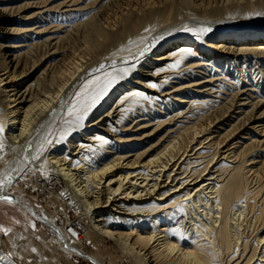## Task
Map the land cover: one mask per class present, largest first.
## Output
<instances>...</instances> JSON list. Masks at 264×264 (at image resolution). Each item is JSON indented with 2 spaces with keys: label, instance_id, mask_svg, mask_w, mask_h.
<instances>
[{
  "label": "bare ground",
  "instance_id": "obj_1",
  "mask_svg": "<svg viewBox=\"0 0 264 264\" xmlns=\"http://www.w3.org/2000/svg\"><path fill=\"white\" fill-rule=\"evenodd\" d=\"M48 1L0 0V196L98 264L12 190L134 264H264V0Z\"/></svg>",
  "mask_w": 264,
  "mask_h": 264
},
{
  "label": "rangeland",
  "instance_id": "obj_2",
  "mask_svg": "<svg viewBox=\"0 0 264 264\" xmlns=\"http://www.w3.org/2000/svg\"><path fill=\"white\" fill-rule=\"evenodd\" d=\"M59 1L49 0L48 2L54 5ZM139 78L133 80H141L144 83L150 81L147 78ZM144 92L148 91L144 90ZM243 135L242 137H245ZM51 183L55 186L52 191H49L51 186H45L43 182L37 187L24 184L12 191L22 195L37 214L54 221L59 227L63 228L76 223L81 234V243L77 244L76 239L70 236L71 244L77 245L96 259L105 264H134L130 258L117 250L112 240L92 230L90 219L83 214V211L76 212L72 209L68 213H63V211L60 213L59 209L56 210L60 205H54L57 200L54 197L60 196L61 190L66 185L63 181ZM64 200L66 201V197ZM6 201L12 202L11 199H0V238L4 242L5 252L18 264H98L91 257L68 250L60 242L57 234L42 220L30 215L20 205Z\"/></svg>",
  "mask_w": 264,
  "mask_h": 264
},
{
  "label": "snow or ice",
  "instance_id": "obj_3",
  "mask_svg": "<svg viewBox=\"0 0 264 264\" xmlns=\"http://www.w3.org/2000/svg\"><path fill=\"white\" fill-rule=\"evenodd\" d=\"M116 83V78L112 77L111 79L106 80L102 85L98 86L96 90L92 93L90 97V103H87L86 106L84 107V115H87V112L89 109H91L97 101L108 91V89ZM76 111L75 107L70 108L69 112ZM80 117H78L79 119ZM11 181H9L10 183ZM3 181H0V184H2ZM0 199L4 200H10L8 196H0Z\"/></svg>",
  "mask_w": 264,
  "mask_h": 264
},
{
  "label": "built area",
  "instance_id": "obj_4",
  "mask_svg": "<svg viewBox=\"0 0 264 264\" xmlns=\"http://www.w3.org/2000/svg\"><path fill=\"white\" fill-rule=\"evenodd\" d=\"M66 200H67L68 202H70V201H69V197H68V196L66 197Z\"/></svg>",
  "mask_w": 264,
  "mask_h": 264
}]
</instances>
